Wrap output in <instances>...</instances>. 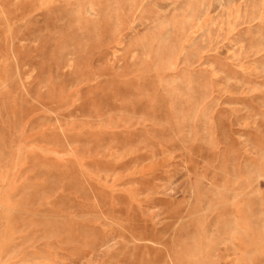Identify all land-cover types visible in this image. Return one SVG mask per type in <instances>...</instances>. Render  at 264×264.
<instances>
[{"label":"rangeland","instance_id":"1","mask_svg":"<svg viewBox=\"0 0 264 264\" xmlns=\"http://www.w3.org/2000/svg\"><path fill=\"white\" fill-rule=\"evenodd\" d=\"M0 264H264V0H0Z\"/></svg>","mask_w":264,"mask_h":264}]
</instances>
